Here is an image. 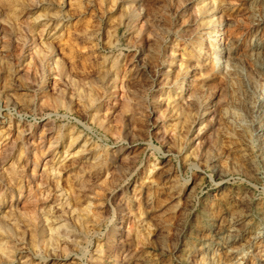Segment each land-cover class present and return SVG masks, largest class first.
<instances>
[{
    "label": "rangeland",
    "instance_id": "374dc122",
    "mask_svg": "<svg viewBox=\"0 0 264 264\" xmlns=\"http://www.w3.org/2000/svg\"><path fill=\"white\" fill-rule=\"evenodd\" d=\"M257 41L264 0H0V264H264Z\"/></svg>",
    "mask_w": 264,
    "mask_h": 264
},
{
    "label": "bare ground",
    "instance_id": "6f19581e",
    "mask_svg": "<svg viewBox=\"0 0 264 264\" xmlns=\"http://www.w3.org/2000/svg\"><path fill=\"white\" fill-rule=\"evenodd\" d=\"M205 3V2H204ZM203 8L205 7L206 9L205 10H209L212 5L210 3H205L203 4L202 6ZM211 11V10H210ZM207 12V11H206ZM212 13V12H211ZM210 13V14H211ZM209 14V13H208ZM260 15V14H259ZM210 17V16H209ZM260 17V16H259ZM262 19H263V16H261ZM211 19V18H210ZM213 19V18H212ZM262 19H259L260 21ZM258 20V21H259ZM202 23V22H201ZM205 27L207 28V34L209 36H215V30L213 29L214 27V21L213 20H209L207 22H205ZM213 25V27H212ZM58 26V25H57ZM84 27V26H83ZM84 34V33H83ZM112 34V33H111ZM71 39V38H70ZM69 39V41H70ZM45 41V40H44ZM50 43V42H49ZM229 48V47H228ZM228 48H224L222 53H223V57L227 60V63L230 65L229 67V71L231 72V76L235 77V79L237 80V82L240 84V86L242 87V83H241V79L243 80V78L240 79V75H241V68H240V62H241V58L243 57V54L241 57H239V54L236 55V52H233L231 51L230 49ZM248 53V52H246ZM246 55V54H245ZM244 55V56H245ZM248 55V54H247ZM250 61H252L253 63V67H254V71L255 73L258 75V76H262V78H264V42H258L255 43L251 49V52H250ZM32 56V55H31ZM248 59V58H247ZM29 61V60H28ZM34 61V60H33ZM51 62V61H50ZM28 63H31L32 62H28ZM251 63V62H250ZM31 64H28L29 66ZM34 65V64H32ZM34 67V66H33ZM111 68V67H110ZM35 71V70H34ZM252 71V70H251ZM257 77V76H256ZM259 79V78H258ZM119 80V79H118ZM257 80V79H256ZM262 80V79H260ZM114 81V80H113ZM116 82H117V78L115 79V82L114 84L116 85ZM242 82H245V81H242ZM257 82V81H256ZM235 83V82H234ZM237 83V85H238ZM247 83V82H246ZM246 85V84H245ZM251 85V84H250ZM249 86V84H248ZM115 87V86H114ZM245 87V86H244ZM248 88V87H247ZM252 88V87H250ZM256 88V87H255ZM253 89H251L252 91ZM244 92V90H242ZM249 91V90H248ZM259 92V91H258ZM237 93V92H236ZM247 93V91H246ZM244 93V94H246ZM249 93V92H248ZM123 94V93H122ZM252 94V93H251ZM243 96V95H242ZM245 96H248L245 95ZM251 97V96H250ZM253 97V96H252ZM255 98V97H253ZM244 99V98H243ZM247 99V98H246ZM257 100L254 99V101L251 100V98H248L246 100V103L248 101V104L245 103H242L244 106H245V109H244V112H241L239 115H238V118H237V124L240 128H243V130L245 131V133H248V132H251L252 130H254L256 132V135L257 137L259 138V141H263L262 144H264V89L262 90V93L260 94L259 98H256ZM239 100V99H238ZM237 102V101H235ZM240 102V101H239ZM237 105V104H236ZM172 106V105H171ZM236 107V106H235ZM241 107V106H240ZM240 107H238V109H241ZM242 109V110H243ZM241 110V111H242ZM187 120V119H186ZM182 122V121H181ZM242 132V131H241ZM253 132V131H252ZM243 133V132H242ZM243 135V134H242ZM55 139V138H54ZM42 140V139H41ZM51 141V140H50ZM44 142V141H43ZM42 142V143H43ZM49 142V141H48ZM50 143V142H49ZM49 143H47L49 145ZM53 143V142H52ZM56 143V142H54ZM51 144V143H50ZM49 146H52V145H49ZM48 147V146H47ZM59 147V146H58ZM50 148V147H49ZM53 148V147H52ZM261 154H262V157L264 158V146L261 145ZM259 148V149H260ZM61 150V149H60ZM60 150H55L54 153L52 154V157L50 158V161H52V164L55 166V165H62L64 163V161L66 160V158L70 155V152L68 149H62L61 151ZM42 152V151H41ZM71 156V155H70ZM74 157V154L72 155ZM79 156V155H78ZM76 157V155H75ZM246 157V156H245ZM248 158V156H247ZM245 159V158H244ZM247 160V159H246ZM248 162V160H247ZM35 163H37V161L35 160ZM64 166V165H63ZM153 167H150V169H148L147 171V175H146V179L147 180H150L151 178V174L153 173ZM46 169V168H45ZM47 171V170H45ZM54 170H50L49 169V172H53ZM33 172H34V169H33ZM48 172V173H49ZM58 172V171H57ZM55 174V173H54ZM52 173V175H54ZM59 174V173H58ZM57 174V175H58ZM169 176V175H168ZM144 182V181H143ZM20 183V182H18ZM57 184V183H56ZM21 186V185H20ZM21 191V188L18 189V192ZM20 194V193H19ZM20 196V195H18ZM15 213V212H14ZM7 217V216H6ZM55 220V219H54ZM244 223V222H243ZM49 226V225H48ZM3 227V226H2ZM52 230V229H51ZM245 232V229L244 228H237L235 225L233 226H230V228L228 229V234H226V236H224V244H225V250L226 252L228 253H233L234 256L232 257V264H245L246 263V257L245 255H247L248 252H246L244 255L242 254L241 257H238L235 256L239 253H241L242 251L237 249L235 250L234 247H231L233 245V242L236 240V237H240L241 236V232ZM56 232V231H55ZM252 238H257V236H253ZM52 240V239H51ZM254 240V239H253ZM253 244V243H252ZM1 245V244H0ZM5 250V248H4ZM227 254V253H226ZM235 257H236V260H235ZM240 259V260H238ZM22 264H25L24 262Z\"/></svg>",
    "mask_w": 264,
    "mask_h": 264
}]
</instances>
